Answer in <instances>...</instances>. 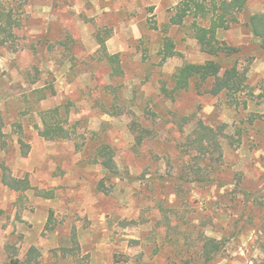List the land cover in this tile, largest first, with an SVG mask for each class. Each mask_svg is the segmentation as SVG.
Segmentation results:
<instances>
[{
	"label": "rangeland",
	"instance_id": "obj_1",
	"mask_svg": "<svg viewBox=\"0 0 264 264\" xmlns=\"http://www.w3.org/2000/svg\"><path fill=\"white\" fill-rule=\"evenodd\" d=\"M178 2L0 0L16 23L0 38V264H264V52L245 28L264 0L217 34L241 50L245 108L193 87L162 94L178 68L209 59L187 27L167 28ZM165 36L178 56L162 62ZM55 108L74 140L39 136ZM199 122L218 143L206 155L192 144ZM100 144L116 178L95 161ZM207 239L221 248L208 263Z\"/></svg>",
	"mask_w": 264,
	"mask_h": 264
},
{
	"label": "trees",
	"instance_id": "obj_2",
	"mask_svg": "<svg viewBox=\"0 0 264 264\" xmlns=\"http://www.w3.org/2000/svg\"><path fill=\"white\" fill-rule=\"evenodd\" d=\"M248 0H179L173 10L167 28L171 26L187 27L192 38L198 44L201 52L209 59L201 64H184L174 73L172 77L171 90L166 87L161 88L162 94L173 100L179 93L194 88L198 95H210L212 97L222 96L229 106L239 107L240 95L248 91L247 68L239 63V48L228 45L224 41L217 39L220 31H227L238 23V16L247 9ZM13 25L11 12H0V38L2 33L11 37ZM245 28L252 36L257 51L264 52V11L261 13L248 15ZM11 30V31H10ZM3 42V41H2ZM4 44V43H1ZM100 54L106 63L111 67L112 76L122 74L117 56H109L106 52L105 41L101 42ZM162 62L178 56L175 51L173 41L165 36L162 48L159 51ZM40 120L42 128L38 129V134L46 141H67L74 140L73 127H65L60 119V109L55 108L41 112ZM0 117V142L4 137L1 130ZM193 147L199 155L208 154V149H217L218 143L213 131L199 122L196 130L192 134ZM142 137H138V143ZM95 161L102 171L111 179L118 176L116 164L114 162L113 150L105 144L98 145L95 149ZM211 162V161H210ZM3 184L14 191H27L31 187L27 178L22 180L3 179ZM44 197L50 194L43 193ZM204 260L206 263L215 259L221 251L220 243L214 239H207L204 243ZM35 249H30V255ZM12 264H20L14 261Z\"/></svg>",
	"mask_w": 264,
	"mask_h": 264
}]
</instances>
